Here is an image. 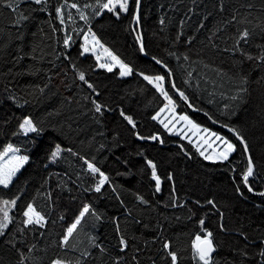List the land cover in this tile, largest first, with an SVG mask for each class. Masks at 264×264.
Instances as JSON below:
<instances>
[{
    "label": "snow or ice",
    "instance_id": "6c2138e0",
    "mask_svg": "<svg viewBox=\"0 0 264 264\" xmlns=\"http://www.w3.org/2000/svg\"><path fill=\"white\" fill-rule=\"evenodd\" d=\"M0 12L7 13L0 42L6 50L14 48V63L33 62L27 74L42 71L36 64L50 54L45 51L50 45L41 47L45 37L58 45L51 50L54 59L47 60L55 71L45 73L43 85H34L29 94L38 92L49 100L60 97L46 119L22 112L0 123L6 140L0 144V248L11 254L8 259L0 257V264H264V222L249 219L229 226L227 206L215 195L181 198L175 172H167L162 180L157 161L143 147L135 155L143 161L139 171L149 177L150 191L147 195L132 192L129 202L113 176L99 166L97 155L67 142L73 133L77 139L87 134L79 144L87 143L91 149L98 138L106 141L111 137L110 145L99 142V154L109 147H123L124 132L134 141L160 146L165 145L167 133L177 138V157L192 160L199 156L208 165L226 168L232 174L235 197L247 200L245 192L258 196L260 203L254 207L264 213V191H257L253 183L258 180L264 185V175L257 171L258 167L264 171V154L258 163L252 151L253 139L264 144V93L255 123L239 119L252 99L254 85L264 86V0H191L187 20H179L170 39L161 37L167 44L162 50L167 59L149 52L141 25L142 0H0ZM105 16L115 21L129 17L125 30L132 36L136 59L144 61L143 66L124 58L97 34L94 22ZM194 17L195 22L189 23ZM38 19L41 39L36 42L37 32L31 29ZM45 24L50 32H45ZM159 25L164 32V17ZM197 46L199 51L193 53ZM89 60L92 63L87 68L81 66ZM98 70L117 80L139 78L150 86L158 101L150 120L159 128L145 134L134 114L123 106V97L120 101L104 98L90 76ZM7 99L17 101L10 91ZM204 100L216 106L215 114L198 106ZM17 107L22 105L17 103ZM187 110L202 112L226 134L195 121ZM66 112L69 115L59 124L58 134L45 144L42 138L50 135L49 119L64 117ZM236 156L240 159L234 160ZM116 160L119 163L121 157ZM123 163L127 166L129 160L125 158ZM29 168L35 169V175L25 176ZM124 174L115 172L116 176ZM73 175L76 180L71 179ZM82 176H88L90 182L81 188L77 181ZM166 182L169 190L162 199ZM70 183L76 191L95 194L97 199L108 191L120 206L119 214L108 216L90 200L72 195ZM65 193L70 203L79 201L70 216L61 209ZM161 204L164 209H179L183 215H164L158 210ZM146 212L156 213L155 223L145 222ZM105 222L113 227L114 245L98 235V227ZM58 224L60 230L56 231ZM176 225L181 226L180 231L175 230ZM135 226L150 230L151 238L130 232ZM81 234L84 240L79 239Z\"/></svg>",
    "mask_w": 264,
    "mask_h": 264
},
{
    "label": "trees",
    "instance_id": "16d2710c",
    "mask_svg": "<svg viewBox=\"0 0 264 264\" xmlns=\"http://www.w3.org/2000/svg\"><path fill=\"white\" fill-rule=\"evenodd\" d=\"M55 2V0H53ZM187 7H191V0H142V19L141 25L144 31L145 41L148 46L150 53H159L161 56H164L162 51L167 47V44L161 37L171 38L179 28V20L184 18L187 20L185 15ZM74 11V10H73ZM7 16L6 12H0V27H3L7 21L5 17ZM161 17L165 18V31L160 32L159 19ZM171 17V22L168 21V18ZM195 17L189 23L195 22ZM129 17H124L121 21H115L109 16L103 18H97L94 22V30L97 31V34L102 37V39L117 50L124 58L130 62L135 61L138 66H143L144 61H138L136 59L137 53L135 51V46L133 44L132 36L125 29L128 26ZM40 23L39 19L32 27L33 32H37V27ZM45 32H50L47 25H43ZM185 31H188L186 26ZM57 35H62L58 33ZM31 36L29 40H31ZM36 42L40 41L39 33L37 32ZM45 45H50V47H45V51L50 53L42 63H37L36 67L41 68L42 71L38 75H29L26 72L29 65L32 64V61L25 59L22 63H14L12 57L15 55L14 48H8L7 50L3 47L2 42H0V123L5 119H10L13 116H20V114L26 113L31 114L34 117L40 119H46V114L52 111L58 105L60 97H57L54 100H49L45 97H41L38 92L34 94H29L34 92V85L42 86L45 82V73L51 74L55 69L51 68V65L47 63V60L54 59V55L51 54L52 48H58V45L55 44L54 40H48L44 38V43L41 44V47ZM181 51L184 49L181 48ZM199 51V47L193 49V53ZM73 56L75 57L76 48L75 46L72 49ZM167 59L166 56H164ZM195 59V55L193 56ZM60 67L63 65L60 61H55ZM92 61H85L83 65L84 68L88 67V64ZM175 60H172V64L175 65ZM256 73H253L255 77ZM91 79L96 81L100 90L103 92L104 98H112L115 101H120V98H124L123 106L127 108L130 113L134 114V117L138 120L140 124V130L147 134L149 131L159 128V125H155L154 122L150 120V113L157 108L158 101L153 95V91L149 90L150 86H147L145 82H142L139 78H127L125 80H117L111 77L109 74L99 72L90 73ZM68 81L71 82L72 73L69 72ZM140 89H144L143 92ZM9 91L17 97L16 103L8 100L7 96ZM64 95H67L63 89ZM262 93H264V86L254 85V91L251 101L248 105L245 106L244 110L239 113V119L241 122L255 123V114L258 111V104L261 100ZM206 96V94H205ZM219 99V98H217ZM28 100L29 103L25 104L24 101ZM17 103L22 105V107H17ZM198 106L203 107L205 110H208L215 114L216 106L210 105L204 101H198ZM189 115L195 121L203 124L204 126L211 127L214 131H220L222 134H226V130L221 129L219 125H212L210 121H207V118L203 116L202 112H191L187 110ZM69 113L66 112L64 117H52L49 119V136L43 137L45 144L51 139L52 136L58 134L59 124L66 118ZM14 124V120L12 121ZM83 124V121L81 122ZM73 127H76L74 124ZM123 127V126H122ZM163 132V129H160ZM65 133L68 132L67 127L64 129ZM86 135H81L79 139H86ZM259 132L257 131V136ZM166 143L163 146L152 144L151 142L145 144L144 142L134 141L127 132L123 133V140L121 141L123 147L120 148H111L105 150L99 154L96 153V148L98 147L99 142L110 145L111 137L106 141H100L98 138L97 144L93 145L89 149L88 144L84 145L79 144V139L75 137V134H71L68 139V143H75L78 147H81L84 152L89 153V155H97V161L99 166L110 173L113 176L118 187L122 189L123 198L126 201L132 200L131 193L134 191H139L145 195L150 191L149 188V177L142 176L140 173V168L142 166V159L135 155V151L138 148L143 147L146 151V154L149 158H152L157 161L158 164V174L161 175L162 180L166 176L167 172L173 171L176 174V188L181 196L185 198L186 196L195 197H204L215 195L222 205L227 206V217L229 226L234 222H243L247 223L249 219L254 221L256 224L264 222V213L258 211L254 204L260 203V198L253 194H248L247 200H242L235 197L232 187V181L230 179L231 173L227 171L226 168L211 166L207 162H203L199 156H194L192 160H186L175 155L177 151L176 143L177 138L174 136H169L167 133H164ZM6 142L3 133L0 132V144ZM183 143H187L184 141ZM190 147V146H189ZM252 151L258 161L260 162V157L264 154V144L258 142L257 139L252 140ZM117 156L121 157V161L118 163L116 158ZM127 158L129 163L127 166L124 165L123 160ZM35 159V157H34ZM235 159H240L239 156H236ZM203 165V166H202ZM67 167V164L63 165ZM76 169L79 170V165H75ZM243 167V164H241ZM127 168V172H126ZM119 170L121 173H126L121 176H116L115 172ZM257 171L264 175L259 167ZM29 173L35 175V169L29 168L28 172L25 173L27 176ZM38 178V177H37ZM23 179V178H22ZM72 180H76L75 175L72 176ZM90 182L88 176H82L80 181L77 183L81 184V188L87 186ZM154 183V182H153ZM254 187L257 191H264V185H261L259 181H254ZM70 187L74 186L70 183ZM163 196L162 199L167 198L169 184L166 182L163 184ZM68 193L64 194V199L61 201V209L67 210L68 215H71V211L74 210L79 201L76 203H70L67 199ZM72 195H78L80 200H90L94 203L99 210L105 212L108 216L118 215L120 212L119 204L109 197V192L106 191L104 196L97 199L95 194H84L75 190ZM160 212H163L164 215H183L179 209H164L161 204L158 209ZM145 222L152 220L155 223L154 217L156 213L146 212ZM210 224H214V221H209ZM190 228V226H189ZM60 230V225L56 226V231ZM176 231L181 230L180 225L175 226ZM185 232L188 229H183ZM129 231H135L137 236H140L143 233L144 239H150L152 232L150 230H145L141 226H135L130 228ZM98 235L105 239L106 242L114 245L116 243L113 234V227L110 222H105L103 225L99 226L97 229ZM80 240H84L85 237L83 234L79 237ZM227 239V237H224ZM0 257L5 259L11 258V254L7 253L6 250L0 248ZM14 259V258H13ZM146 261L147 257H142Z\"/></svg>",
    "mask_w": 264,
    "mask_h": 264
},
{
    "label": "water",
    "instance_id": "95a60500",
    "mask_svg": "<svg viewBox=\"0 0 264 264\" xmlns=\"http://www.w3.org/2000/svg\"><path fill=\"white\" fill-rule=\"evenodd\" d=\"M191 111V110H190ZM192 112V111H191ZM193 113H195V112H193Z\"/></svg>",
    "mask_w": 264,
    "mask_h": 264
}]
</instances>
